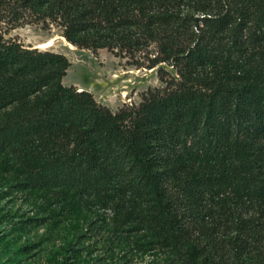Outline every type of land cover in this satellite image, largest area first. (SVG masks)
Returning a JSON list of instances; mask_svg holds the SVG:
<instances>
[{"label": "trees", "instance_id": "16d2710c", "mask_svg": "<svg viewBox=\"0 0 264 264\" xmlns=\"http://www.w3.org/2000/svg\"><path fill=\"white\" fill-rule=\"evenodd\" d=\"M5 15L176 74L112 112L62 83L65 55L0 32V154L19 185L110 209L181 264H264V0H0Z\"/></svg>", "mask_w": 264, "mask_h": 264}, {"label": "rangeland", "instance_id": "374dc122", "mask_svg": "<svg viewBox=\"0 0 264 264\" xmlns=\"http://www.w3.org/2000/svg\"><path fill=\"white\" fill-rule=\"evenodd\" d=\"M31 18L11 21L5 15L0 32L31 48L51 40L42 50L61 53L70 62L62 83L90 91L112 112L137 106L145 92L163 87L161 74L176 75L165 63L147 66L152 50L130 58L106 48L71 47L61 38L60 26ZM14 175L0 154V264H181L168 251L150 248L137 231L117 224L110 209L75 195L65 198L57 189L21 186Z\"/></svg>", "mask_w": 264, "mask_h": 264}, {"label": "bare ground", "instance_id": "6f19581e", "mask_svg": "<svg viewBox=\"0 0 264 264\" xmlns=\"http://www.w3.org/2000/svg\"><path fill=\"white\" fill-rule=\"evenodd\" d=\"M61 38H62L63 40H65L63 37H61ZM65 42H66L69 46L73 47V45H72L71 43L67 42L66 40H65ZM51 45H52V41H51V40H48V41H45V42L39 44L40 49H46V48L50 47Z\"/></svg>", "mask_w": 264, "mask_h": 264}, {"label": "water", "instance_id": "95a60500", "mask_svg": "<svg viewBox=\"0 0 264 264\" xmlns=\"http://www.w3.org/2000/svg\"><path fill=\"white\" fill-rule=\"evenodd\" d=\"M37 48V47H36Z\"/></svg>", "mask_w": 264, "mask_h": 264}]
</instances>
